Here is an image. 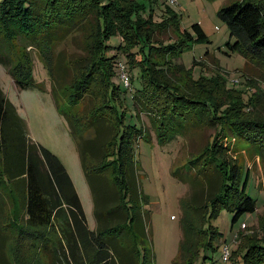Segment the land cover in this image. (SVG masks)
<instances>
[{
  "label": "trees",
  "instance_id": "1",
  "mask_svg": "<svg viewBox=\"0 0 264 264\" xmlns=\"http://www.w3.org/2000/svg\"><path fill=\"white\" fill-rule=\"evenodd\" d=\"M263 6L255 0H235L217 11L228 29L227 49L256 59L262 67ZM190 29L179 28L178 14L169 7L160 21H153L151 5L146 9L134 0H0V65L18 88L32 84L31 63L26 54L23 59L12 60L9 48L13 39L22 36L38 44L61 41L73 30H83L89 40L84 46L85 61L69 83L75 100L85 95L97 100L85 112L83 129L77 128L60 107L53 89L52 96L77 139L93 203L94 229L88 227L66 168L55 154L29 138L26 121L0 87V187H15L24 224L33 229H19L20 238L35 235L37 229L51 228L54 223L59 225L61 238L43 243L49 264H153L145 212L139 209V199L144 196L133 158L137 139L148 140V135L141 124L137 127L124 120V100L119 86L112 81L113 62L122 54L129 68L137 69L141 85L133 93L131 104L150 116L157 141H166L186 128L209 124L218 127L210 142L187 162L192 172L186 175L188 182L191 186H205L206 194L202 199L198 194L186 199L188 208H184L179 250L182 264H193L200 250L212 247L218 238L219 232L213 226H205L206 217H216L222 208H227L233 211L231 220L235 222L243 213L255 211V200L247 193L249 171L232 161L227 150L234 139L253 148L264 161V116L258 113V95L264 90L255 89L252 100L243 103L238 92L225 88L222 78L197 81L186 69L172 66L168 57L181 52L187 41L207 39L198 22L192 23ZM168 30L176 38L164 44L155 34ZM114 35L122 43L108 55L113 48L108 40ZM58 68L56 62L54 70H50L53 80L61 74ZM87 129H92L91 137H83ZM172 174L186 179L177 168ZM5 204L0 192L2 243L7 236V224L3 223ZM197 210L202 213L197 214ZM198 232L207 238L196 246ZM236 264H264V240L249 243Z\"/></svg>",
  "mask_w": 264,
  "mask_h": 264
},
{
  "label": "rangeland",
  "instance_id": "2",
  "mask_svg": "<svg viewBox=\"0 0 264 264\" xmlns=\"http://www.w3.org/2000/svg\"><path fill=\"white\" fill-rule=\"evenodd\" d=\"M134 1L143 3L146 9L151 5L153 21H160L165 9L169 7L178 14L181 30L191 31L190 25L198 22L206 34L207 39L187 41L181 52L170 55L168 59L172 66L186 69L197 81L222 78L225 88L238 92L243 103L252 100L255 89L263 92L260 88L264 90V67L259 65L260 62L258 64L256 59L238 51L231 52L225 46L228 29L218 18L217 11L221 6L235 0H177L175 4L164 0ZM255 1L264 4V0ZM155 36L164 44L176 38L170 30L156 33ZM88 41L83 30H73L61 41H39V45L18 36L12 40L9 53L14 62L23 59V55L26 54L31 63L32 84L26 88L16 87L6 68L0 65V87L18 115L26 121L29 138L55 154L66 168L82 204L88 227L94 229L93 203L82 172L77 139L70 131L66 118L56 107L52 96L53 89L60 107L68 112L77 128L83 129L87 116L85 112L97 100L90 99L87 95L75 100L69 83L73 73L77 72L85 61L84 46ZM119 43L122 42L115 35L108 40V44L113 47L108 51V55L116 52L114 47ZM126 61L122 54L113 62L112 81L119 86L120 97L124 100L122 109L125 111V123L137 127L141 124L148 135V140L143 137L137 139L133 158L140 193L144 196L139 199V209L145 212L144 222L149 228L153 264H175L176 261L177 264H182L179 250L184 208H188L186 199L194 194H198V198L202 199L206 194L205 186L201 184L191 186L188 182L186 175L189 176L192 172L190 168L187 169V162L210 142L218 127L209 124L199 128H186L182 133L177 132L166 141H157L150 116L144 111L138 112L131 104L133 93L141 85L137 69H130ZM56 62H59L58 72L61 74L53 80L50 70H54ZM118 62L124 66L130 82L129 87L120 79ZM54 72H57V68ZM258 106V113L264 116V93L258 95ZM92 135V129L83 131V137ZM229 146L227 155L230 159L238 163L244 171H249L247 193L255 200V211L243 213L235 222L231 220L233 211L227 208H222L216 217L209 219L206 217L205 226H213L219 232L218 238L212 243V247L200 250L193 264H213L225 243L229 245L231 258L225 264H236L249 243L264 240V161L253 148L248 149L244 143L231 139ZM175 168L186 179L175 177L172 174ZM1 187L8 198L9 185L4 184ZM99 187L103 191L102 187ZM11 200L8 203L6 201V215L3 217V223L7 224L5 230L7 236L4 238L6 242L3 240L4 244L0 242V255L2 254L0 264H49L43 252V243L46 240L54 243L59 236L61 238L59 225L54 223L51 228L37 229L35 235L29 234L20 238L19 229L28 227L24 224L22 213L17 212L16 208L13 211ZM199 211L202 213L201 210H197V214ZM186 215L187 217L190 215L189 210H186ZM191 218L196 225L195 218ZM32 230L28 228V231L33 232ZM196 230L199 231L197 225ZM206 238L205 234L196 233L198 240L196 246L198 242L203 244ZM234 251L236 253L233 255ZM4 253L6 258L3 256ZM203 256L206 258L203 259Z\"/></svg>",
  "mask_w": 264,
  "mask_h": 264
},
{
  "label": "built area",
  "instance_id": "3",
  "mask_svg": "<svg viewBox=\"0 0 264 264\" xmlns=\"http://www.w3.org/2000/svg\"><path fill=\"white\" fill-rule=\"evenodd\" d=\"M169 2L170 4H175L177 2V0H164ZM118 65H120V79L123 82V84L127 87H129L130 82L128 79V76L126 74V71L124 70V66L118 62ZM230 258V248L228 244H224L219 252V255L217 257V259L214 261L213 264H225L226 262H228Z\"/></svg>",
  "mask_w": 264,
  "mask_h": 264
},
{
  "label": "crops",
  "instance_id": "4",
  "mask_svg": "<svg viewBox=\"0 0 264 264\" xmlns=\"http://www.w3.org/2000/svg\"><path fill=\"white\" fill-rule=\"evenodd\" d=\"M9 185V189H8V191H9V197L7 198L5 195H4V193H3V191H2V187H0V192H1V194L3 195V199H5V202L7 201H9V200H11V198H12V203H11V207H12V209H13V211H15V208L17 209V212L18 211H20L19 210V205H17V203H16V192H15V187H11L12 185H10V184H8ZM4 208H5V211H6V204L4 205ZM21 212V211H20Z\"/></svg>",
  "mask_w": 264,
  "mask_h": 264
}]
</instances>
